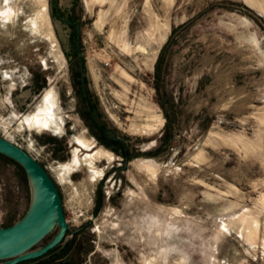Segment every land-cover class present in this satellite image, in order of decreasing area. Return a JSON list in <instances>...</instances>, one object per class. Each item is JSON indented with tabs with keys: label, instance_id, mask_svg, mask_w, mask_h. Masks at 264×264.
I'll return each instance as SVG.
<instances>
[{
	"label": "rangeland",
	"instance_id": "1",
	"mask_svg": "<svg viewBox=\"0 0 264 264\" xmlns=\"http://www.w3.org/2000/svg\"><path fill=\"white\" fill-rule=\"evenodd\" d=\"M0 138L70 264H264V0H0ZM31 198L0 162V229Z\"/></svg>",
	"mask_w": 264,
	"mask_h": 264
},
{
	"label": "water",
	"instance_id": "2",
	"mask_svg": "<svg viewBox=\"0 0 264 264\" xmlns=\"http://www.w3.org/2000/svg\"><path fill=\"white\" fill-rule=\"evenodd\" d=\"M0 155L20 167L32 192L27 212L13 225L0 229V264H21L45 256L67 230L58 193L44 170L24 151L0 138ZM57 233L42 247L33 248L53 227Z\"/></svg>",
	"mask_w": 264,
	"mask_h": 264
},
{
	"label": "trees",
	"instance_id": "3",
	"mask_svg": "<svg viewBox=\"0 0 264 264\" xmlns=\"http://www.w3.org/2000/svg\"><path fill=\"white\" fill-rule=\"evenodd\" d=\"M0 162L6 165H9V166H13L14 168H16L17 172L19 173V176L24 177V174L22 170L20 169V167L16 165L14 162H12L11 160L0 155ZM66 234H67V230L65 231V234L63 238L61 239V241L58 243V245L55 246L51 251H49L45 256L39 259H36L34 261H30V262H40L44 258H48L49 259L48 264H53L52 262H55V264H70L71 261L68 259L67 253L69 252L71 248V244H70V241L66 239ZM26 263H29V262H26Z\"/></svg>",
	"mask_w": 264,
	"mask_h": 264
},
{
	"label": "bare ground",
	"instance_id": "4",
	"mask_svg": "<svg viewBox=\"0 0 264 264\" xmlns=\"http://www.w3.org/2000/svg\"><path fill=\"white\" fill-rule=\"evenodd\" d=\"M92 158V157H91ZM52 231V230H51ZM48 234V233H47ZM49 235V234H48Z\"/></svg>",
	"mask_w": 264,
	"mask_h": 264
}]
</instances>
